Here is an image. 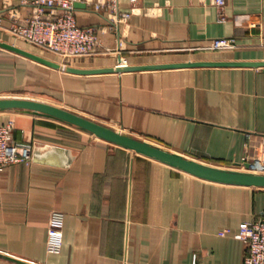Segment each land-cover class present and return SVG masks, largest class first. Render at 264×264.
<instances>
[{
  "label": "crops",
  "instance_id": "1",
  "mask_svg": "<svg viewBox=\"0 0 264 264\" xmlns=\"http://www.w3.org/2000/svg\"><path fill=\"white\" fill-rule=\"evenodd\" d=\"M98 1L77 0V23L97 25L98 53L79 67L185 60H264V0H118L131 12L107 28ZM6 0H0V15ZM10 5L21 19L31 6ZM11 18H3L8 26ZM234 36L231 49H208ZM0 38L61 60L0 27ZM120 40L123 45L120 46ZM0 97L55 104L198 161L247 170L264 139L263 66H186L71 73L0 47ZM31 159L0 170V264H242L243 222L264 213V187L206 179L46 113L0 109ZM63 233L48 253L51 226ZM226 229V233L221 231ZM8 256L24 261L19 262Z\"/></svg>",
  "mask_w": 264,
  "mask_h": 264
},
{
  "label": "built area",
  "instance_id": "2",
  "mask_svg": "<svg viewBox=\"0 0 264 264\" xmlns=\"http://www.w3.org/2000/svg\"><path fill=\"white\" fill-rule=\"evenodd\" d=\"M77 0H20L31 6L30 14L21 19L14 12L10 2L6 0L5 11L0 15V27L10 32L16 39H21L37 48L57 55L62 62L77 60L82 57H92L98 53L113 52L103 49L97 25L81 26L77 23ZM142 0H130L138 4ZM227 0H214L218 9V20L227 21ZM95 8L107 12L108 26L111 30H118L119 23L130 18L131 12L123 11L118 0L98 1ZM11 18L10 25L3 24L4 16ZM123 41L120 40V46ZM237 46L234 36L213 38L208 49H231ZM15 122L11 118L8 122L0 121V170L15 163L31 159V144L14 139ZM243 163L249 164L250 170L264 174V139L257 144L249 140ZM226 229L221 233L225 234ZM238 236L246 244V253L242 264H264V213L261 217L243 222ZM63 246V233L58 226H51L48 231L46 250L48 253H60Z\"/></svg>",
  "mask_w": 264,
  "mask_h": 264
},
{
  "label": "water",
  "instance_id": "3",
  "mask_svg": "<svg viewBox=\"0 0 264 264\" xmlns=\"http://www.w3.org/2000/svg\"><path fill=\"white\" fill-rule=\"evenodd\" d=\"M75 6H84V2H75ZM0 47L26 56L37 62L45 64L55 69H59L65 72L71 73H102V72H123L128 70L139 69H158V68H174V67H186V66H263L264 60H185L176 62H163V63H148V64H123L117 63L111 66H98V67H79L70 63H65L57 59L51 58L37 51H33L26 47H23L14 42L4 40L0 38ZM27 108L37 110L46 113L50 116L62 119L69 123L75 124L79 127L88 130L96 136L106 139L115 144H119L128 148H131L137 152L146 154L153 158L164 161L180 169L189 171L193 174L199 175L206 179L234 183L242 185H251L264 187V174L255 173L250 170H234L222 168L219 166L210 165L194 158L185 156L181 153L171 151L162 146L149 142L147 140L122 133L116 129H113L105 124H102L96 120L63 108L61 106L51 104L48 102L20 98V97H0V109L4 108ZM249 169L250 165H245ZM10 259H15L19 262L22 260L8 256Z\"/></svg>",
  "mask_w": 264,
  "mask_h": 264
},
{
  "label": "rangeland",
  "instance_id": "4",
  "mask_svg": "<svg viewBox=\"0 0 264 264\" xmlns=\"http://www.w3.org/2000/svg\"><path fill=\"white\" fill-rule=\"evenodd\" d=\"M60 61V60H59ZM109 125H111L112 127L111 128H113V129H116V130H118V131H120V132H122V133H125V134H128V132H124L121 128H119V126L118 125H116V124H109ZM128 135H130V134H128ZM136 137H138V136H136ZM183 155H185V156H188V157H191L190 155H188V154H184V153H182Z\"/></svg>",
  "mask_w": 264,
  "mask_h": 264
}]
</instances>
